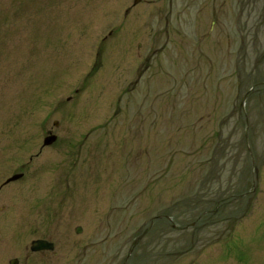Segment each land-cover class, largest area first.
Wrapping results in <instances>:
<instances>
[{
	"label": "rangeland",
	"instance_id": "374dc122",
	"mask_svg": "<svg viewBox=\"0 0 264 264\" xmlns=\"http://www.w3.org/2000/svg\"><path fill=\"white\" fill-rule=\"evenodd\" d=\"M133 2L0 0V264H264V0Z\"/></svg>",
	"mask_w": 264,
	"mask_h": 264
},
{
	"label": "water",
	"instance_id": "95a60500",
	"mask_svg": "<svg viewBox=\"0 0 264 264\" xmlns=\"http://www.w3.org/2000/svg\"><path fill=\"white\" fill-rule=\"evenodd\" d=\"M139 0H135V3L138 2ZM54 125H56V123H54ZM56 140V137L53 135H50L48 137H46L43 141V145L44 146H49L51 145L54 141ZM22 175H14L13 177L9 178L6 183L9 182H13L16 181L17 179H19ZM160 218V217H159ZM158 218V219H159ZM191 226H194V223L191 224ZM174 228V226H172ZM80 228H78L76 230V232H80ZM53 248L52 244L47 243L46 241H42V240H37L32 242L31 245V250L32 251H39V250H44V249H49L51 250ZM11 264H16L15 261H13Z\"/></svg>",
	"mask_w": 264,
	"mask_h": 264
},
{
	"label": "flooded vegetation",
	"instance_id": "af4514ba",
	"mask_svg": "<svg viewBox=\"0 0 264 264\" xmlns=\"http://www.w3.org/2000/svg\"><path fill=\"white\" fill-rule=\"evenodd\" d=\"M5 186V185H4ZM42 240H44V239H42ZM48 241V240H47ZM50 242V241H49ZM52 243V242H51ZM53 244V243H52ZM54 249H55V247H54V244H53V248L51 249V250H41V251H38V252H33V251H31V245H30V248H29V252H27L26 254H27V257L28 256H30L32 253H34V254H40V253H42L43 255L45 254V253H47V252H53L54 251ZM13 261H15V263L16 264H18L19 263V261H18V259H16V258H12V259H9L8 260V264H11Z\"/></svg>",
	"mask_w": 264,
	"mask_h": 264
},
{
	"label": "bare ground",
	"instance_id": "6f19581e",
	"mask_svg": "<svg viewBox=\"0 0 264 264\" xmlns=\"http://www.w3.org/2000/svg\"><path fill=\"white\" fill-rule=\"evenodd\" d=\"M137 3V2H136Z\"/></svg>",
	"mask_w": 264,
	"mask_h": 264
}]
</instances>
